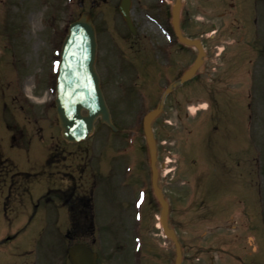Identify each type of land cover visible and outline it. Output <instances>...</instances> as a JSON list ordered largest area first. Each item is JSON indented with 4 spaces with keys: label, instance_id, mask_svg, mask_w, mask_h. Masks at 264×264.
<instances>
[{
    "label": "rangeland",
    "instance_id": "rangeland-1",
    "mask_svg": "<svg viewBox=\"0 0 264 264\" xmlns=\"http://www.w3.org/2000/svg\"><path fill=\"white\" fill-rule=\"evenodd\" d=\"M223 1L225 4L218 11L227 8L226 0ZM115 3L116 0H0V264H65L61 252L59 256L56 254L58 241L54 246L48 237L38 240L34 223L23 228L32 213V204L59 177L54 151L63 147L56 145L60 144V131L48 71L54 66L67 22L83 10H91L99 28L104 16L116 17ZM185 7L195 18L187 27L189 32L209 35L210 22L215 20L219 39L236 38L241 33L240 25L231 24L230 17H195L200 16L195 0H186ZM140 9L136 7L137 14L147 13V8L141 12ZM209 9L208 2L201 1L204 14ZM106 20L113 28V18ZM248 44L251 46L252 42ZM245 46V41L241 45L224 44V51L213 64L219 68L224 60L223 70L218 69V79L213 85L205 82L183 86L189 90L186 97L193 101L212 98L217 93L230 94V104L227 111L222 106L217 129L213 128L212 108L197 111L193 118L192 106L188 118L178 122L175 110L168 111L163 116L167 123L159 126L158 134L164 141L160 155L164 159L166 155L170 159L176 153L179 155L177 162L171 161L168 166L162 161L160 173L174 175L176 188L183 182L179 185L184 190V209L178 210L176 199L172 218L176 221L178 212L184 217L178 230L184 239V264H264V0H261L259 81H250L251 76L243 71L247 58L253 55L251 47ZM234 56L239 78L227 81L226 74L220 71L225 70L226 62H231ZM257 61L258 56L252 57L247 66L255 62L251 65L253 71ZM245 77L248 79L244 80ZM25 79H30L32 99L26 96ZM222 98L224 101L225 97ZM129 103L125 102L127 106ZM132 106L134 103L121 114L130 115ZM248 108L255 110L249 113L250 124ZM195 118L189 126L188 122ZM224 126L228 129H223ZM115 135L96 120L94 133L88 140L72 144L62 152L68 154L70 162L78 164L84 157L103 159L113 143L118 142ZM104 142L109 144H104L101 153L99 145ZM138 157L146 162V149H138ZM11 179L18 180L15 186L19 192L13 195L8 193ZM45 195L52 198L51 193ZM51 198L42 199L41 204L52 207L50 204L57 201ZM14 212H18L16 217ZM20 213L23 214L18 217ZM37 221H41L39 213L31 220ZM43 231L56 238L59 232L64 233V230ZM17 232L13 240L3 242L5 235ZM249 236L252 242L248 241ZM150 238L155 243L158 234ZM32 248L34 251L29 254L24 251ZM153 248L155 252L156 246ZM168 251L164 252L166 257Z\"/></svg>",
    "mask_w": 264,
    "mask_h": 264
},
{
    "label": "flooded vegetation",
    "instance_id": "flooded-vegetation-1",
    "mask_svg": "<svg viewBox=\"0 0 264 264\" xmlns=\"http://www.w3.org/2000/svg\"><path fill=\"white\" fill-rule=\"evenodd\" d=\"M130 5V20L132 31L119 14L116 0V11L119 17H106L115 22L113 28L107 25L105 18L97 32L98 52L96 67L100 76L102 91L109 108L112 122L117 130L113 136L118 142L113 143L112 150L105 154L103 159L85 158L82 163L67 162L65 158L56 159L60 177L53 180V187L48 191L57 201L54 207L45 212H38L40 202L37 200L32 205V213L28 215L25 223L40 230L60 231L57 238L60 247L65 243L66 249L76 242H83L92 250H97V264H167L170 240L163 239L160 229L156 226L160 205L153 194L150 175L144 159L130 157L125 147L131 151L138 144L142 131V116L155 108L161 93L169 85H176L166 95L161 112L152 122L154 137L156 139L157 159L162 161V139L159 137V126H165L163 116L168 111L175 110V119L180 122L188 118L189 97L183 86L200 85L208 82L206 75H211L210 82L218 79V72L211 73V60L213 48L218 40V30L212 34L203 35L187 30L190 25V15L186 10V0H182L179 27L183 36L199 39L203 49L202 64L196 68L190 78L179 83L184 72L193 65L197 48L179 42L176 34L170 28V7L174 0H126ZM198 10L201 11V1L195 0ZM210 9L200 17H230V23L241 29L238 37H233V44L241 45L245 41L253 51V58L258 56V61L252 71V80L261 79V0H226V9L218 11L224 6L223 0H205ZM136 7L147 8V13L137 14ZM146 16V17H141ZM199 17V16H197ZM244 20V21H243ZM101 23V22H100ZM215 25L212 21L210 26ZM190 27V26H189ZM247 48V47H246ZM247 54V53H246ZM249 58V57H248ZM247 58V63L252 58ZM237 58L227 62L226 79L234 77ZM255 63V62H254ZM252 63V65L254 64ZM250 72V68H246ZM216 72V71H215ZM160 90V93H159ZM160 94V95H159ZM221 97H225L223 101ZM230 95L223 93L214 94L211 99L214 125L217 129L221 124L222 106L230 104ZM125 102L133 105L130 115L121 114L128 111ZM247 105H249L247 103ZM125 110V111H124ZM249 118V110H246ZM196 116V113H195ZM194 116V117H195ZM193 117V118H194ZM110 130L106 125L104 126ZM223 129H228L224 126ZM131 139V141H129ZM143 139V138H142ZM101 153L104 144L101 143ZM100 160V161H97ZM106 160V161H104ZM62 161V162H61ZM158 178V185L168 204V222L175 231L184 224L183 215L175 221L172 214L175 212L174 201L178 203V210L183 212L184 190L180 182L174 183V175H163ZM11 190V189H10ZM14 192L18 189L11 190ZM23 191H26L25 189ZM177 197V198H175ZM45 199V197H44ZM181 206V207H180ZM42 207V206H41ZM183 207V209H182ZM43 217V221L31 222L36 214ZM171 214V217H170ZM95 230L97 234L95 235ZM149 231L148 235L145 231ZM154 231H156L154 233ZM158 234L155 243L151 235ZM13 239L6 236V241ZM150 239V240H149ZM181 246L184 239L178 234ZM153 246H156L154 252ZM167 251H163V250ZM66 264H71L65 254ZM183 264V262H181Z\"/></svg>",
    "mask_w": 264,
    "mask_h": 264
},
{
    "label": "water",
    "instance_id": "water-1",
    "mask_svg": "<svg viewBox=\"0 0 264 264\" xmlns=\"http://www.w3.org/2000/svg\"><path fill=\"white\" fill-rule=\"evenodd\" d=\"M120 8L127 17V6H120ZM178 13L179 0H176L171 12L173 28L182 42L196 43L180 35ZM95 51V33L90 14L82 12L80 17L68 25L57 63L55 108L61 135L63 139L70 142L87 138L93 131V122L98 116L101 117V121L113 127L94 67ZM82 110L86 113L82 114ZM156 113L157 110H153L144 117L143 128L150 155L152 185L161 205L160 224L165 235L175 244L174 264H179L180 247L174 231L167 226V204L156 185L155 142L150 127L151 120ZM69 252L74 264H95V255L81 245H75Z\"/></svg>",
    "mask_w": 264,
    "mask_h": 264
},
{
    "label": "bare ground",
    "instance_id": "bare-ground-1",
    "mask_svg": "<svg viewBox=\"0 0 264 264\" xmlns=\"http://www.w3.org/2000/svg\"><path fill=\"white\" fill-rule=\"evenodd\" d=\"M29 82H30V79H26L24 84H25V90L27 91V94L30 96V94H31L30 93L31 92V86L29 85ZM44 97H45V95H44ZM44 97H43V99H44Z\"/></svg>",
    "mask_w": 264,
    "mask_h": 264
}]
</instances>
